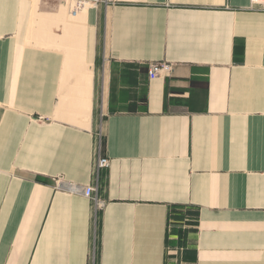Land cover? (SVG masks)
Here are the masks:
<instances>
[{
	"label": "crops",
	"instance_id": "obj_1",
	"mask_svg": "<svg viewBox=\"0 0 264 264\" xmlns=\"http://www.w3.org/2000/svg\"><path fill=\"white\" fill-rule=\"evenodd\" d=\"M68 1L0 0V264H264V12Z\"/></svg>",
	"mask_w": 264,
	"mask_h": 264
},
{
	"label": "built area",
	"instance_id": "obj_2",
	"mask_svg": "<svg viewBox=\"0 0 264 264\" xmlns=\"http://www.w3.org/2000/svg\"><path fill=\"white\" fill-rule=\"evenodd\" d=\"M101 3L107 4L109 0H69L67 4L71 16H75L82 10L95 7ZM250 8L264 12V0H250ZM172 72L173 65L167 62H151L148 66V77L150 80L170 76ZM109 166V159L107 157H102L99 153L95 161V169L100 171L109 168ZM94 193L95 189L93 187H87L83 191V194L87 198H93Z\"/></svg>",
	"mask_w": 264,
	"mask_h": 264
}]
</instances>
